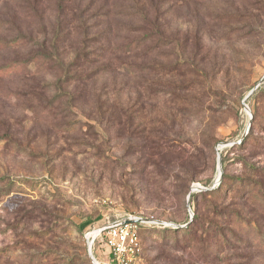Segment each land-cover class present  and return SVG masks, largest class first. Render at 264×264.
<instances>
[{
  "label": "rangeland",
  "instance_id": "rangeland-1",
  "mask_svg": "<svg viewBox=\"0 0 264 264\" xmlns=\"http://www.w3.org/2000/svg\"><path fill=\"white\" fill-rule=\"evenodd\" d=\"M7 64L0 264H111L128 214L137 264H264V0H2Z\"/></svg>",
  "mask_w": 264,
  "mask_h": 264
},
{
  "label": "built area",
  "instance_id": "built-area-1",
  "mask_svg": "<svg viewBox=\"0 0 264 264\" xmlns=\"http://www.w3.org/2000/svg\"><path fill=\"white\" fill-rule=\"evenodd\" d=\"M151 222L153 221H146L143 216L128 214L102 228L100 232L103 234L105 247L112 260L111 264H137L142 249L141 227ZM95 237L96 235L92 237L93 242ZM92 244L90 243L89 247Z\"/></svg>",
  "mask_w": 264,
  "mask_h": 264
},
{
  "label": "trees",
  "instance_id": "trees-1",
  "mask_svg": "<svg viewBox=\"0 0 264 264\" xmlns=\"http://www.w3.org/2000/svg\"><path fill=\"white\" fill-rule=\"evenodd\" d=\"M1 1L2 0H0V3H1ZM69 31L70 30H68V31L65 30L64 32L62 30L56 31L57 33H56L55 38H54V43L64 42L65 41V38L68 36V32ZM53 47H54V49H52V51H48V52H45V53H40L42 55L40 58H45V57L48 58L49 57L50 59H53L54 61H61L60 58H58V56H59V53H58L59 52L58 51V49H59L58 48V44H57V46L53 45ZM73 57H74L73 58L74 60L72 59L73 60L72 63L77 62L78 59H79L78 52ZM14 71H16V67H14L13 64L12 65L7 64L4 67H0V77L11 75V74L14 73ZM259 91H263L261 85L253 92V94H255V93L259 92ZM152 147H154V146H152ZM149 148H150V146H149ZM153 149H157V147H154ZM223 164H224V169H225V158H223ZM226 177L227 176H225V173H224L222 175V178L224 179V181L222 182V184L223 183L226 184V182H225V178ZM6 188H7L6 186H2V190L1 191H4ZM198 195H199L198 192H192L190 199L193 200ZM198 223H199V221L197 222V221H194V220L193 221L188 220V221L182 223V224H187L186 226H180V227L173 228V227L161 225L160 227H163V229H164L163 230V233L165 235H167L168 237H170V235H177V234L183 235V236H185V235L186 236L187 235L189 236L190 235V236H193L194 237L197 234V232L201 229V227H203V224H198ZM143 226L144 225H142V227H141V231L143 229ZM155 227H156L157 230H159V228H157L158 226H155ZM221 231H222L221 229L220 230L218 229V232L215 231V233L217 232V234L220 235V233H222Z\"/></svg>",
  "mask_w": 264,
  "mask_h": 264
},
{
  "label": "water",
  "instance_id": "water-1",
  "mask_svg": "<svg viewBox=\"0 0 264 264\" xmlns=\"http://www.w3.org/2000/svg\"><path fill=\"white\" fill-rule=\"evenodd\" d=\"M260 83L261 82H259L257 85H256V87L250 92V94L247 96V99L253 94V92L258 88V86L260 85ZM219 168H220V172L222 173V160H221V157L219 158ZM205 189H207V188H205ZM194 191V188H192V190L190 191V193H189V199H190V197H191V193ZM145 220L146 221H150V219H148V218H145ZM159 222H161V223H165V222H163V221H159ZM172 225H174V226H176V227H180V226H186L187 224H175V223H171ZM98 234V233H97ZM97 234H96V236H97ZM91 243H93V240H92V242ZM92 247H90V251H89V253H90V256H91V258H92V260H93V262L94 263H96V264H100L98 261H96V259H95V257H94V255H93V253H92V249H91Z\"/></svg>",
  "mask_w": 264,
  "mask_h": 264
},
{
  "label": "bare ground",
  "instance_id": "bare-ground-1",
  "mask_svg": "<svg viewBox=\"0 0 264 264\" xmlns=\"http://www.w3.org/2000/svg\"><path fill=\"white\" fill-rule=\"evenodd\" d=\"M96 259V258H95ZM96 261H98L97 259H96ZM99 262V261H98Z\"/></svg>",
  "mask_w": 264,
  "mask_h": 264
}]
</instances>
